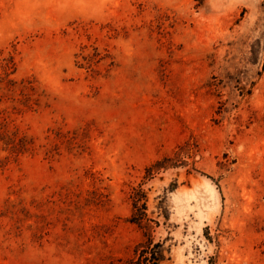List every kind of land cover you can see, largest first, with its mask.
Here are the masks:
<instances>
[{
	"label": "rangeland",
	"instance_id": "1",
	"mask_svg": "<svg viewBox=\"0 0 264 264\" xmlns=\"http://www.w3.org/2000/svg\"><path fill=\"white\" fill-rule=\"evenodd\" d=\"M264 264V0H0V264Z\"/></svg>",
	"mask_w": 264,
	"mask_h": 264
},
{
	"label": "trees",
	"instance_id": "2",
	"mask_svg": "<svg viewBox=\"0 0 264 264\" xmlns=\"http://www.w3.org/2000/svg\"><path fill=\"white\" fill-rule=\"evenodd\" d=\"M153 260L155 261L154 264H158V262H159L160 259L157 256H155Z\"/></svg>",
	"mask_w": 264,
	"mask_h": 264
}]
</instances>
